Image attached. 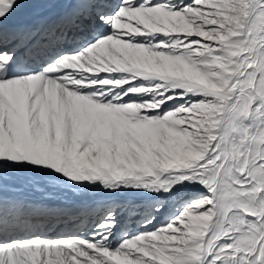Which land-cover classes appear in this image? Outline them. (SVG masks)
<instances>
[{"label": "snow or ice", "instance_id": "1", "mask_svg": "<svg viewBox=\"0 0 264 264\" xmlns=\"http://www.w3.org/2000/svg\"><path fill=\"white\" fill-rule=\"evenodd\" d=\"M0 264H264V0H0Z\"/></svg>", "mask_w": 264, "mask_h": 264}, {"label": "bare ground", "instance_id": "2", "mask_svg": "<svg viewBox=\"0 0 264 264\" xmlns=\"http://www.w3.org/2000/svg\"><path fill=\"white\" fill-rule=\"evenodd\" d=\"M29 195H31L32 197L40 196V197H37V198H39L40 200H43L44 202H48V203L54 204V206H60V207H63L65 205H67V204L81 203V202H84V201H90V198H72V197L66 196L64 194H62L59 197H53V196H50L49 194H47V192L30 193ZM42 197H44V199Z\"/></svg>", "mask_w": 264, "mask_h": 264}, {"label": "rangeland", "instance_id": "3", "mask_svg": "<svg viewBox=\"0 0 264 264\" xmlns=\"http://www.w3.org/2000/svg\"><path fill=\"white\" fill-rule=\"evenodd\" d=\"M47 194H49L50 196H53V197H59V196H61L62 194L61 193H58V192H54V191H49V192H47ZM37 197H40V196H37ZM37 197H33L34 199H36V200H40L39 198H37ZM43 199H44V197H42ZM43 201V200H42ZM44 202V201H43ZM45 203H47V204H51V203H48V202H45ZM51 205H54V204H51Z\"/></svg>", "mask_w": 264, "mask_h": 264}]
</instances>
